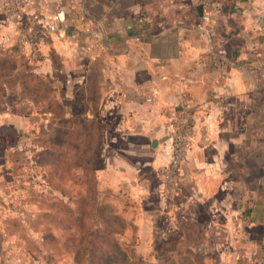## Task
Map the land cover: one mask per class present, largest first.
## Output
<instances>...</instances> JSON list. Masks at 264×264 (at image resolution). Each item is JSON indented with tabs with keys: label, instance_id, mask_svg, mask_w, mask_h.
<instances>
[{
	"label": "crops",
	"instance_id": "obj_1",
	"mask_svg": "<svg viewBox=\"0 0 264 264\" xmlns=\"http://www.w3.org/2000/svg\"><path fill=\"white\" fill-rule=\"evenodd\" d=\"M3 1L0 137L95 130L98 185L148 236L159 213L207 264H264V0H207L208 21L199 0H30L36 53ZM182 102L196 129L173 193L159 166Z\"/></svg>",
	"mask_w": 264,
	"mask_h": 264
},
{
	"label": "rangeland",
	"instance_id": "obj_2",
	"mask_svg": "<svg viewBox=\"0 0 264 264\" xmlns=\"http://www.w3.org/2000/svg\"><path fill=\"white\" fill-rule=\"evenodd\" d=\"M94 134L44 127L0 137V264H74L83 236L99 239L96 257L122 258L132 248L140 264H207L194 252L199 241L190 227L180 242L176 227L165 226L158 213L148 236L127 204H112L96 178ZM112 237L122 249L109 246Z\"/></svg>",
	"mask_w": 264,
	"mask_h": 264
},
{
	"label": "built area",
	"instance_id": "obj_3",
	"mask_svg": "<svg viewBox=\"0 0 264 264\" xmlns=\"http://www.w3.org/2000/svg\"><path fill=\"white\" fill-rule=\"evenodd\" d=\"M28 1L30 0H4L3 9L6 12L7 20L14 26V31L18 35H22L25 32L26 36L21 39L31 47L33 53H36L45 32L43 31L42 33L32 28L29 19L24 16V4ZM199 3L205 6L202 18L208 21L210 17L207 0H199ZM65 22L64 10L59 9L51 19V23L47 24V28L54 31L59 29ZM92 36L97 39L101 37L100 32L97 30L92 32ZM71 38H76V34L73 33ZM195 129L194 112L183 102L178 105L175 114L166 121L167 159L159 166V174L162 183L173 193H177L180 187L181 163L194 138Z\"/></svg>",
	"mask_w": 264,
	"mask_h": 264
},
{
	"label": "trees",
	"instance_id": "obj_4",
	"mask_svg": "<svg viewBox=\"0 0 264 264\" xmlns=\"http://www.w3.org/2000/svg\"><path fill=\"white\" fill-rule=\"evenodd\" d=\"M202 13L204 12L205 6L203 4H200ZM57 130V129H56ZM58 130H64L65 132L69 129H58ZM84 214H79L76 219L81 220V216ZM79 228H82L81 223H79ZM115 232V231H110ZM99 239L97 238H87V237H81L80 244H79V253L77 252L75 256V263L74 264H116L121 263L122 261H125L126 264H128L132 260V264L137 263L140 264L139 260L137 259L135 253L132 251L133 249H129L128 254L125 256H122V258H118L117 256L113 255L112 253L109 255H100L95 256L94 250L96 248L95 241ZM109 246H111L112 249L118 250L121 248L120 242L117 240V238L112 237L109 241ZM126 247V246H125ZM122 249V248H121ZM114 253V251H113ZM114 260L113 263H110L111 260Z\"/></svg>",
	"mask_w": 264,
	"mask_h": 264
},
{
	"label": "water",
	"instance_id": "obj_5",
	"mask_svg": "<svg viewBox=\"0 0 264 264\" xmlns=\"http://www.w3.org/2000/svg\"><path fill=\"white\" fill-rule=\"evenodd\" d=\"M208 37H209V40H210V36L208 35Z\"/></svg>",
	"mask_w": 264,
	"mask_h": 264
}]
</instances>
